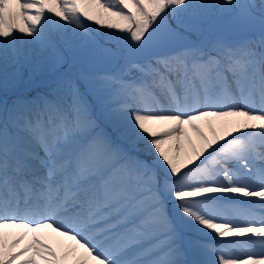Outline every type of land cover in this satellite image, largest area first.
<instances>
[{"label":"snow or ice","instance_id":"6c2138e0","mask_svg":"<svg viewBox=\"0 0 264 264\" xmlns=\"http://www.w3.org/2000/svg\"><path fill=\"white\" fill-rule=\"evenodd\" d=\"M73 48L114 67L0 98V264H264V0H0V64Z\"/></svg>","mask_w":264,"mask_h":264},{"label":"rangeland","instance_id":"374dc122","mask_svg":"<svg viewBox=\"0 0 264 264\" xmlns=\"http://www.w3.org/2000/svg\"><path fill=\"white\" fill-rule=\"evenodd\" d=\"M89 23V22H86ZM174 25H180V21H172ZM92 27H97L91 25ZM185 30V35L190 41H198L201 38V33L209 31L215 32L226 37L236 35L233 31V22L230 16L222 11H216L210 13L202 18H185L181 25ZM101 32H107L110 30L101 29ZM115 32V30H111ZM14 35H20L14 33ZM115 35H124L116 32ZM55 39H60V34L53 32ZM25 40H32L33 37H24ZM117 43L114 39L106 40L104 47L111 49ZM22 50L27 53L29 57H33L34 60L39 58V49L37 45H22ZM29 47H33L36 50V54H33ZM66 58L65 63L58 67H53L48 63L40 62L37 64L34 60L21 59L19 62H14L10 57L7 65L0 64V80L7 79V87H0V98L7 101L9 104L16 101H34L40 97L47 96L51 98L58 85V82L65 77L76 78L81 74L109 71L112 70L114 65L104 58V55L99 50H92L88 52H82L75 48L65 49ZM33 91V93H32ZM99 116L100 113L97 112ZM144 145L138 146L139 154H142ZM133 154H137L134 152ZM198 235V234H197ZM200 239L205 240L208 243H214L215 241L211 236H202ZM233 239V238H225Z\"/></svg>","mask_w":264,"mask_h":264},{"label":"bare ground","instance_id":"6f19581e","mask_svg":"<svg viewBox=\"0 0 264 264\" xmlns=\"http://www.w3.org/2000/svg\"><path fill=\"white\" fill-rule=\"evenodd\" d=\"M30 51L33 53V54H36V50L33 48V47H29ZM144 149V147H143ZM13 232H18L19 230H11Z\"/></svg>","mask_w":264,"mask_h":264},{"label":"trees","instance_id":"16d2710c","mask_svg":"<svg viewBox=\"0 0 264 264\" xmlns=\"http://www.w3.org/2000/svg\"><path fill=\"white\" fill-rule=\"evenodd\" d=\"M113 46H117V43H115V45H113ZM0 74H1V72H0ZM32 93H33V91H32Z\"/></svg>","mask_w":264,"mask_h":264}]
</instances>
